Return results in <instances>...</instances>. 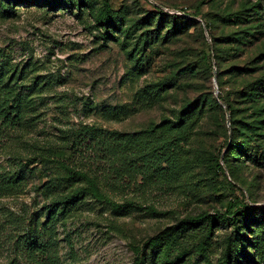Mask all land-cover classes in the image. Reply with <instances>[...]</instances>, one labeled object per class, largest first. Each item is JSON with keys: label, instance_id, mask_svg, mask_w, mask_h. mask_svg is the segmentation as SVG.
Returning a JSON list of instances; mask_svg holds the SVG:
<instances>
[{"label": "rangeland", "instance_id": "1", "mask_svg": "<svg viewBox=\"0 0 264 264\" xmlns=\"http://www.w3.org/2000/svg\"><path fill=\"white\" fill-rule=\"evenodd\" d=\"M104 1L75 0L74 7L57 11L0 0V61L16 93L30 102L22 125L0 141V175L20 179L17 189L0 193V264H30L18 244L30 227L39 245L46 244L35 264H264V164L233 155V146L251 133L249 123L264 121V111L253 114L236 96L253 76L230 71L231 65L244 68L255 48L234 57L226 36L236 27L221 21L214 35L227 51L216 58L205 26L210 12L257 0H108L113 10H123L127 38L96 23ZM199 6L202 18L191 17L196 26L164 48L154 47L156 54L137 44L147 16L160 10L178 16L181 7L193 13ZM257 13L264 22V0ZM182 49L191 57L182 58ZM207 54L211 71L202 60ZM185 61L195 64L196 77L175 80L165 90L150 88L177 76L173 64ZM187 97H204V113L186 119L181 129L159 127ZM226 99L236 110L229 123ZM83 128L126 136L143 174L130 166L123 174L125 165L103 155L101 135L80 133ZM160 147L173 157L161 178L141 159ZM216 159L223 172L215 169ZM75 170L87 178L74 179ZM70 195L72 208L55 205ZM204 212L223 218L210 234L205 223L175 232L167 242L152 241Z\"/></svg>", "mask_w": 264, "mask_h": 264}, {"label": "trees", "instance_id": "2", "mask_svg": "<svg viewBox=\"0 0 264 264\" xmlns=\"http://www.w3.org/2000/svg\"><path fill=\"white\" fill-rule=\"evenodd\" d=\"M14 1L21 2L26 6L46 7L57 11L75 6V0H7V3H14ZM260 6L261 0H257L253 4L244 1L237 8H235L232 3L220 13L210 12L206 15V18L208 19L205 21V26L207 27L210 39L213 42L216 58H218L219 54L227 51V49H221L219 46L220 44L217 43L219 37L214 35L215 25L221 21L225 24H232L236 27V30L226 36V38L230 39V45H233L230 50L234 57L239 53L244 52V47L255 48V53H252L251 57H247L244 62V68L231 65L230 71L234 77L244 78L248 75L253 76L251 79L244 81V84L242 85L243 92L238 91L236 96L241 101L245 99L244 104H250L248 110L252 111L253 114L255 113L259 117H261V112L264 111V65L259 66V64L264 63V22L262 20L263 18L260 19V21L256 20V15H258L257 9H259ZM179 9L183 12V15H169L160 10L155 18L147 16V21L145 22L147 29L141 34L142 36L139 35L137 37L136 41L137 44H140L144 53L149 50L150 54H156V49H154V47L160 46V48H164L165 44H171L177 41L179 35L188 32L189 27L196 26V22L191 17L202 18L203 16L200 6L194 8L193 13H190L182 7ZM122 15L123 10H113L112 7H110L109 1L105 0L102 8L96 13L95 21L98 25L109 30L114 35L115 33L120 32V34L125 35V38H127L130 34L127 28L125 29L122 27V21H124ZM246 23L251 25L245 27ZM136 48L138 49V47H133V49ZM208 48H210L209 45ZM190 49L192 50V48ZM181 53L182 58L186 57L187 59V56L191 57V52L189 54L186 49H182ZM149 57L150 55H146L144 60L146 65L151 66L154 60ZM209 57L210 56L207 54L203 56L202 59L207 71L212 70L210 66L207 65L210 62ZM173 65L178 67L179 74L174 77L170 75L164 80L159 81L158 84H152L150 88H157L158 91L165 90L167 86H170L175 80L178 82L180 79H191L192 76L196 77L198 74L192 69L195 64L189 61H185L184 64L177 65L175 63ZM6 70L5 63L0 61V141L3 140V137L10 129L20 127L22 125L23 116L26 112H30V102L26 100L22 93H16L11 80L6 78ZM182 87L187 88V85H182ZM206 104L204 97L202 101L187 97L183 100L182 104H180L177 111H174L176 116L162 120L159 127H163V129H168L170 131L181 129V127L185 125L186 119L193 116H201L204 113ZM226 104L230 114L236 111L229 99H226ZM249 125L251 126V133L245 134V139L241 141L239 146L238 144L233 146L238 152L237 156L236 154L233 155L235 157H244L245 160L247 159L255 164H264V133L260 132L263 128L259 126L264 125V121L257 119L249 123ZM81 132L94 133V135L98 133L101 135L100 137L102 140L99 141L104 149L103 155H105L108 160L111 159L115 165H118V163L125 165L123 166V174H129L127 171L129 166L134 168L136 174H143V169L140 166L137 167L139 159L129 155V153H131V142L127 140L126 136L122 134L116 135L103 130H90L87 128H83L80 130V133ZM234 148L230 149V151ZM229 153H227V156L223 157V161H227L231 154ZM141 156L143 157L141 158L143 161V167L150 163V168L158 174L159 178H161L162 174V176H164L165 171L163 170H170V162L173 157L168 148L160 147L158 150H154L151 156ZM162 164H167V169H164ZM214 166L217 171L223 172L219 159L215 160ZM66 169H68V167H66ZM70 172L73 173L74 179L75 177L87 178L85 174L79 171L75 170ZM68 180H70V178H68ZM19 183V177L16 178L7 175H0V193L11 192L14 189H17L16 186H18ZM74 201V196L70 195L60 197L55 200L54 203L56 206L62 205L64 208H72ZM54 209L55 207H53L52 211ZM222 219L223 218L218 214H207L206 212L194 217H188L183 219L179 224L166 228L152 238V241L160 243L167 242L173 233L182 231L188 227L205 225V223L207 224L210 234L213 227L220 223ZM231 222L236 224L235 219ZM39 243L40 239L38 238V235H35L33 227H30L28 231L21 236L18 244H20V249L30 264H35V262H37L35 257L37 252L45 253L46 244L43 243L41 246ZM135 262L143 264L140 263L138 259H136Z\"/></svg>", "mask_w": 264, "mask_h": 264}, {"label": "water", "instance_id": "3", "mask_svg": "<svg viewBox=\"0 0 264 264\" xmlns=\"http://www.w3.org/2000/svg\"><path fill=\"white\" fill-rule=\"evenodd\" d=\"M224 111L226 112L227 122L229 123L230 113H229V111H228V108H227V107H224Z\"/></svg>", "mask_w": 264, "mask_h": 264}]
</instances>
